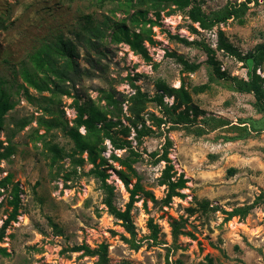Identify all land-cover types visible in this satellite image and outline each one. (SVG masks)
Segmentation results:
<instances>
[{"label":"rangeland","instance_id":"374dc122","mask_svg":"<svg viewBox=\"0 0 264 264\" xmlns=\"http://www.w3.org/2000/svg\"><path fill=\"white\" fill-rule=\"evenodd\" d=\"M197 1L209 13L237 0ZM127 5L128 0H0V104L7 105L0 141L14 149L0 161V226L13 210L14 188L20 197L17 218L0 240V264H97L98 256L72 248L102 243L108 244L107 264H165L167 254L172 264H264V200H257L264 191V114L254 107V96L231 90V81L210 80L208 54L177 36L208 44L229 76L248 79L246 61L218 49V27L203 30L192 23L190 6L164 1L159 10L139 16ZM249 6L243 22L220 24L243 53L264 42V0ZM123 22L133 32L149 31L142 49L113 40ZM172 54L201 66L183 71ZM257 71L264 76V62ZM160 81L189 92L188 105H178L174 95L163 98L168 106L178 105L176 113L190 106L193 115L196 109L193 125L157 126L152 113L170 116L151 100L161 92ZM202 84L207 88L194 90ZM138 92L148 100L136 116L130 98ZM109 94L121 101L117 111ZM95 106L104 119L90 127L79 123L81 112L89 120ZM222 115L233 126L208 129L204 120ZM240 120L249 128L242 138ZM253 122L262 129L253 131ZM143 124L151 131L138 139L135 126ZM198 127L208 130L197 135ZM167 138L168 159L157 161ZM115 141L126 146L117 148ZM113 155L128 160L139 178ZM167 165L173 166V180L185 179L168 204ZM99 172L114 186V203L122 209L138 183L132 205L136 241L143 244L138 250L122 239L130 236L104 203ZM121 172L130 176L129 186ZM253 203L248 213L231 215ZM149 219L159 226L161 243L147 238ZM174 222L182 225L176 239Z\"/></svg>","mask_w":264,"mask_h":264},{"label":"trees","instance_id":"16d2710c","mask_svg":"<svg viewBox=\"0 0 264 264\" xmlns=\"http://www.w3.org/2000/svg\"><path fill=\"white\" fill-rule=\"evenodd\" d=\"M167 1L168 4L176 3L179 4L181 7H188L190 6L189 10L187 11V14L189 16V19L192 23H197L198 26L203 30H211L214 27H218V41H217V48L222 49L224 52L234 56L239 61H246L247 66L249 67V77L248 79L245 78H239L237 76H229L228 74L221 71L220 67L216 65V61L213 53V48H211L208 44H205L204 42L193 40L189 41L187 38L179 37L181 41L187 43V44H194L198 47H201L207 54H208V63L213 66V72L210 75V80L217 79H224L227 81H231L229 84V87L231 90L235 92L240 93H249L252 94L255 98L254 101V107L257 109V111L264 114V76H262L260 73H258V68L263 64L264 62V42L258 43L252 50L248 51L247 53H243L240 51L236 46H234L225 36L224 31L220 27L221 23H226L229 19H237L240 22H243V16L246 14L247 10L250 8V3L254 0H242V1H235L226 4L223 8L213 11V12H206L203 10L202 5L197 0H137L136 3H134V0H128L130 7H136L139 10V16H144L145 12L149 9H160L161 3ZM258 1V0H255ZM151 2V3H150ZM136 21L137 18H135ZM193 31H197V28H192ZM149 31L143 30L141 33H136L130 30V28H127V25L125 22L122 24H118L116 31L113 35V40L116 42H119L121 40H126L130 42L135 48L142 49L141 48V41L144 37L148 36ZM175 56L178 63L182 65L183 71L186 72H194L198 70L201 66L199 62H191L185 59L183 56L172 54ZM215 77V78H214ZM157 88L161 90V92H158L151 100L155 101L157 106L163 107L161 108L164 112V115L166 116V113H168L170 116L169 118H164L163 116L158 117L154 113H152V117L157 120V126L161 127L162 124H166L168 121H171L174 126L177 125H193L194 122H196L197 117L199 116V112L195 109V113L193 115H190L188 111L190 110V106L186 110H181L178 113L175 112V110L178 108V105L186 104L188 105L191 102V96L187 90L184 89V87L180 88H174L170 87L164 82H158ZM205 88H207V84H202L200 86H196L194 88L195 91H203ZM167 94L169 96L174 95L178 100V105H172L168 106V104L164 101V95ZM110 104L114 105V109L112 111H117L119 109V104H121V101H118L114 98L112 94H109L108 96ZM130 100L132 101L131 106V112L139 116L140 112L143 111L146 108V101L148 100L147 96L141 92L136 93L134 96H131ZM7 105L6 104H0V128L3 126V120H2V114L4 111H6ZM91 112V118L89 120H83L82 119V112L80 114L79 123L85 122L88 124V126H91V123H93L95 120H102L104 119L105 115L103 112L95 107L90 108ZM119 115L118 112L114 113V115ZM206 124L210 126V130L216 129L218 127H227L231 128L233 126L232 122L228 119L221 118V117H213L208 118L204 120ZM247 120H240V123H246ZM252 124V130L253 131H260L262 128L258 129L257 126ZM173 126V127H174ZM236 127V126H235ZM234 127V128H235ZM137 131V138L139 139L140 136L147 134L149 131V127L143 124L141 128H138V126H135ZM237 128V127H236ZM235 128V129H236ZM206 129V130H208ZM241 129L239 138L245 137V135L249 132V128H246L243 126ZM203 128H197L196 134L202 135L206 132ZM238 131V130H237ZM246 131L247 133L244 135L242 132ZM116 143V141H115ZM127 143V142H126ZM172 142L169 138H167V142L165 145V148L163 150V153L157 161L159 160H167L168 159V150L171 146ZM129 145V144H128ZM117 148H124L126 146L125 143H116ZM14 149L11 146V144L7 146H3L2 141H0V161L2 159H7L11 156ZM133 155H136V157L139 156V153L132 150ZM154 156L158 155L157 152H153ZM115 159L120 160L121 164L126 166L129 173L133 176L138 177V174L136 172V169L132 166L130 162L126 159H120L118 156L113 155ZM172 170L173 166L167 165L164 169L163 173V183L168 185V193L166 197L164 198V201L166 204L170 203L172 201V198L176 195H180V192L177 191V188H182L185 186V179L183 177H180L177 181L172 179ZM101 187L104 191L105 197H104V203L108 208L109 213L114 216L117 220L120 221L121 225L124 227L125 231L129 234L130 237H127L125 235L122 236V239L128 243L131 248L138 250L143 244L141 241H136V235H137V228L135 225V222L133 220L132 216V205L135 200V195L137 193L138 183L135 184V187L130 189V201L127 203L126 208L122 209L115 205L114 203V186L109 184L106 181V174L101 173ZM121 176L124 179V182L127 186H129L130 183V176L126 175L124 172H121ZM139 178V177H138ZM10 176L6 178L4 181L5 183L7 181H10ZM3 182V183H4ZM1 183V182H0ZM19 188H14L15 194H14V201H13V210L9 214V216L3 221L2 225L0 226V240H2L5 236L6 229L10 225L11 221L15 220L18 215V209L20 204V197H19ZM261 199L264 200V191L261 192V194L258 195L257 200ZM254 205L250 204L244 207L235 208L231 215L237 214V213H243L246 214L249 212L250 208H252ZM182 225L179 222L172 223V235L176 239L180 233H182L181 230ZM148 228L150 230V234L147 236L149 240H152L155 244L161 243L159 242V236H160V228L159 226L153 222L152 219H149L148 221ZM1 249V248H0ZM73 251H82L85 255L90 256H98L97 264H107L109 262V256H108V244L102 243L96 248H90L86 245H77L72 248ZM165 264H172L170 262V259L166 257Z\"/></svg>","mask_w":264,"mask_h":264},{"label":"crops","instance_id":"0c3cea01","mask_svg":"<svg viewBox=\"0 0 264 264\" xmlns=\"http://www.w3.org/2000/svg\"><path fill=\"white\" fill-rule=\"evenodd\" d=\"M234 93H235V92H234ZM249 95H250V94H249ZM250 96L253 97L252 94H251ZM219 117H221V118H225V119H228V120L232 121L231 118H229L227 115H224V116L222 115V116H219ZM232 123H233V121H232ZM245 124H248V123H243V124H241V126L243 127V126H245Z\"/></svg>","mask_w":264,"mask_h":264},{"label":"built area","instance_id":"2783aa9c","mask_svg":"<svg viewBox=\"0 0 264 264\" xmlns=\"http://www.w3.org/2000/svg\"><path fill=\"white\" fill-rule=\"evenodd\" d=\"M163 52H164V50H163ZM162 54H163V53H162ZM162 54H161V55H162Z\"/></svg>","mask_w":264,"mask_h":264}]
</instances>
